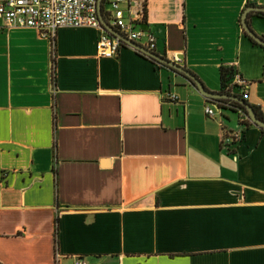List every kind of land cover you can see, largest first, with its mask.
Returning <instances> with one entry per match:
<instances>
[{
  "label": "crops",
  "instance_id": "obj_1",
  "mask_svg": "<svg viewBox=\"0 0 264 264\" xmlns=\"http://www.w3.org/2000/svg\"><path fill=\"white\" fill-rule=\"evenodd\" d=\"M251 4L264 0H147L141 26L211 91L237 70L264 119ZM248 18L264 37V14ZM98 34L61 26L52 48L0 16V264H55L57 250L59 264H264L262 127L225 140L237 101L210 116L190 78L125 42L100 57Z\"/></svg>",
  "mask_w": 264,
  "mask_h": 264
},
{
  "label": "built area",
  "instance_id": "obj_2",
  "mask_svg": "<svg viewBox=\"0 0 264 264\" xmlns=\"http://www.w3.org/2000/svg\"><path fill=\"white\" fill-rule=\"evenodd\" d=\"M99 0H0V16L11 27H33L38 32L49 38L51 47L54 48V40L57 30L61 26H92L98 31L97 55L100 57H113L124 44L119 37L108 31L99 17ZM110 11L105 17L107 21L129 39L146 38V45L153 50L156 46V38L153 33L141 26L147 16V0H109ZM122 4H126L124 7ZM171 60L180 63L182 58L173 53ZM250 81L235 70L231 80L227 84L230 93H239L243 98H248ZM205 105L208 115L214 116L221 113L223 106L220 100ZM238 109V107H236ZM238 130H233L229 135L224 134V139L242 137L245 127L252 123L246 109L240 108ZM60 253L55 252V264H59ZM73 264H87V261L76 256Z\"/></svg>",
  "mask_w": 264,
  "mask_h": 264
},
{
  "label": "water",
  "instance_id": "obj_3",
  "mask_svg": "<svg viewBox=\"0 0 264 264\" xmlns=\"http://www.w3.org/2000/svg\"><path fill=\"white\" fill-rule=\"evenodd\" d=\"M98 7H99V17H100L101 22L103 23L104 27L108 31H110L113 35L119 37L126 44H130V45L136 47L137 49L141 50L143 53L147 54L148 56L154 58L160 64L169 66L173 70L183 73L186 77L190 78L194 84H196V86L199 88V90L202 94H204L205 96L212 99L213 102L217 101L220 98H228V99H232V100L239 102L240 104H242L246 108V111L249 114L252 121L257 125L264 127V119L260 118L258 116V113H257V110L255 109V107L251 103H249L246 99L242 98L241 96H239L238 94H235V93L215 92V91H211V90L207 89L206 86L204 85V83L197 77V75L194 74L188 68H186L184 65L178 64V63L166 58L163 55H160L159 53H157L151 49H148L146 47H142L141 45L137 44L135 41L126 37L124 34H122L120 31H118L115 27H113L107 21V19L103 16V14L101 13V0L98 1ZM256 11H264V6L254 5V4L246 6L243 13H242L241 20H242L243 27H244L245 31L247 32V34H249L258 43L264 45V37L257 34L251 28V26L249 24V18H248L249 13L250 12H256Z\"/></svg>",
  "mask_w": 264,
  "mask_h": 264
},
{
  "label": "trees",
  "instance_id": "obj_4",
  "mask_svg": "<svg viewBox=\"0 0 264 264\" xmlns=\"http://www.w3.org/2000/svg\"><path fill=\"white\" fill-rule=\"evenodd\" d=\"M256 14L257 15H263L264 14V11H256ZM146 18V17H145ZM143 22H146V19L143 21ZM254 42L257 43L256 40H253ZM150 57V56H149ZM152 58V57H150ZM154 61H156L154 58H152ZM235 72V69L232 68V67H221L220 69V78H221V89L223 92H226V93H230V90L227 89V84L228 82L231 80L233 74ZM235 94H238L239 96H241V94L239 93H235ZM242 97V96H241ZM243 98V97H242ZM245 99V98H244ZM247 100V99H246ZM236 104H238V106H240L241 108L243 109H246L242 104H240L239 102H236ZM258 113V116L260 118H263V116L257 111ZM262 131L264 132V127H262Z\"/></svg>",
  "mask_w": 264,
  "mask_h": 264
}]
</instances>
